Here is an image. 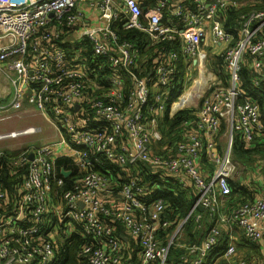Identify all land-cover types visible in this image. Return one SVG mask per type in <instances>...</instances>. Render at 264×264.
<instances>
[{
	"label": "built area",
	"instance_id": "built-area-1",
	"mask_svg": "<svg viewBox=\"0 0 264 264\" xmlns=\"http://www.w3.org/2000/svg\"><path fill=\"white\" fill-rule=\"evenodd\" d=\"M239 2L158 0L144 11L139 0H0V78L9 95L0 100V121L31 105L57 132L53 142H27L33 145L20 154L0 150V264H51L73 234L85 239L80 264H125L123 243L113 235L116 222L136 237L139 264H166L171 244L156 237L171 226L163 218L166 204L162 197H150L132 172L137 163L163 167L162 175L194 190L189 215L196 227L202 219L198 206L208 212L214 227L200 246L190 248V264L204 262L221 234L218 223L236 224L250 242L264 240V196L220 208L236 172L230 158L233 137L239 135L247 146L264 137L260 106L238 84L242 68L255 87L264 84V10L240 13L229 31L228 16ZM87 8L95 19L86 16ZM205 20L213 43L224 44L219 53L228 75L216 76L204 98L195 96L198 88L188 91L194 93L191 103L201 98L197 109L181 101L187 90L178 97L176 112L189 109L176 129L182 139L159 145L161 113L175 101L170 97L180 71L184 88L193 70L200 73L207 61L201 48ZM130 29L146 34L153 48L161 46L159 54L140 61L136 42L123 37ZM194 110L196 116L190 114ZM221 125L228 132L223 151L215 137ZM37 131L41 128L31 125L0 133V139ZM197 134L203 137L198 140ZM162 147L189 160L165 157ZM202 154L214 168H204L201 177L191 164L201 162ZM59 157L71 165L57 168ZM104 163L118 168L117 177L96 169ZM183 163L187 172L181 171ZM160 221L167 227L157 230ZM235 253L230 242L222 264H262L253 258L233 261Z\"/></svg>",
	"mask_w": 264,
	"mask_h": 264
},
{
	"label": "rangeland",
	"instance_id": "rangeland-1",
	"mask_svg": "<svg viewBox=\"0 0 264 264\" xmlns=\"http://www.w3.org/2000/svg\"><path fill=\"white\" fill-rule=\"evenodd\" d=\"M247 1L248 2H246V3H250V5H249L250 9L249 10H252V9L264 10V7H259V6H256L253 4V2H256V0H247ZM114 30L117 31V28H114ZM78 33H79V31L76 33V35ZM210 47H211V45L208 46V48H206L205 42L203 41V43L201 45L202 49H204L208 52ZM214 56L217 58V62H216V60L214 61V58H215ZM214 56L207 58V65L204 62V66L202 67L200 73L197 70H193L192 78L185 83L184 88L183 87L180 88V90H181L180 94L177 96L175 101L172 104H170V106H168L166 108V110L164 111L165 113L164 114L161 113V118H163L165 114H167V116L169 118H171L173 115H175L178 112V111L176 112L175 109L178 108L181 101L185 102L184 104L187 107L188 106H195V108L197 109V106L200 105L199 100L201 98H204L205 96H208L207 93L209 92L210 88H212L215 85L216 76H218V77L223 76L224 73L228 75L227 69L223 68V64L221 61V53H216V54H214ZM0 76H1V74H0ZM196 81H197V85L199 87L196 86ZM4 87H5V83L2 80V78H0V100H7L9 98V95L6 92H4ZM192 87L198 88V92L195 93L196 97H201L200 99H198V102L191 103L190 99L186 98L185 94H183V96H181V101H178V97L184 91L187 90L186 92H188ZM106 89L109 90L110 87L108 86ZM34 112H35V115H34ZM36 112H37V110L33 106L26 105L23 112H21L18 116L13 117V118L6 120V121H0V133L9 132L12 130H21V129H24V128L31 126V125L39 126L42 130L40 133H39V131H37L34 134H26V135L17 136L14 138L6 137L3 139H0V150L9 151L12 154H20L26 150L25 146L33 145V143H31V144L27 143V142H30V140H33V141L35 140V142H34L35 144H44V143H48V141L50 142L54 138L56 139L52 126L40 114H37ZM155 116H156V118L159 117V115H155ZM30 122H32V123H30ZM161 128H162V125L160 122V129ZM176 129H177V127L170 129L169 126L164 125L163 133L161 131V138H160L159 143H157V144H159V145H163V144L170 145L174 141L181 140L182 139L181 133H178L176 131ZM168 130H170L169 134H167ZM21 137H24V138H21ZM201 137H203L202 134H197L196 139L199 140ZM215 137L220 141L221 149L223 151V149L226 146L224 142L227 143V138H228L227 127L225 125H221L219 128V131L217 132ZM28 139H30V140H28ZM234 145H235V143H234ZM160 153H163V156H165V157L170 156V159H174V160H176V159H181L184 161L189 160L188 156L180 155V154H176V153H171L168 151V149H165L164 147H162V149L160 150ZM235 153H236L235 147H234V150L232 147V150L230 151V158H231V161L235 164V170H236V172L234 174V180H232V181L235 182V180H238V178H240V179L242 178L243 180H245L246 183L253 180V181H256L259 186H260V184H264V145H261L257 148H254V149H249L248 151L245 152V154H243V155L240 154L239 157ZM206 159H207V162L209 164L208 167H203V165L201 164L199 159L196 161L198 166L196 165L195 161H193L191 164L192 166H194L197 169V171L201 177L205 175V173H204L205 169H207V170L212 169L213 170V168H214L212 160H210L207 157H206ZM149 167H145L146 169L149 170V172L154 170V172L156 174H158V177H159V175L163 176L162 173L165 171L163 167H160V168L155 167V166H149ZM183 167H184V169L182 168L181 171L187 172L188 169L185 168V163H183ZM127 172L128 171H124L123 173H120L121 178L124 181L126 180ZM255 172L261 173L262 175L258 176L255 174ZM116 189H117V187H116ZM189 191H192V190L189 189ZM233 193H234V191L232 192L231 198H235ZM238 198H240V197H238ZM227 200H224L222 202V208H221L222 211H224L225 204L227 206L229 205V202ZM237 201L238 202L245 201V198H243L241 200H237ZM235 204L236 203H234V205ZM231 206H233V205H229L228 207H231ZM189 214H190V212H188V215ZM168 219H170V218L168 217ZM185 220H186V216L185 217L173 216V219H172L173 223L171 224V226L167 230L159 233V238H161L164 235V233H168L169 236H168V238L164 239L163 244L170 243L174 248L182 251V254L180 255V257L187 256V257H190V260H192L193 254L189 252L190 248L193 245L200 246L201 243L204 242L205 239L207 238V236L210 234V232L214 226L209 227V226H207V223L205 221H203V220L199 221L201 223L202 227L205 228L206 232H205L204 237L202 238L203 240L201 241V243H198L196 241L197 238L196 237L193 238L192 236L195 234L200 236V231H195L197 229H195L193 227L189 230H188V227L185 228L184 227ZM208 221L211 222L210 217L208 218ZM166 227L167 226L162 227V224L160 221L158 224L157 230L158 229L162 230L163 228H166ZM215 227H217L219 232H221L223 226H220V223H218L217 226H215ZM229 227L231 228L232 235L234 236V238L237 237L238 241H240V238H241L240 236L242 234L241 228H239L236 224H231V226H229ZM167 258H170L169 264H172V262L176 259L175 254L173 255L172 248L169 251ZM167 258H166V264H167ZM244 258L247 259L246 257H244ZM189 264H190V261H189ZM202 264H206V263L203 262Z\"/></svg>",
	"mask_w": 264,
	"mask_h": 264
},
{
	"label": "trees",
	"instance_id": "trees-1",
	"mask_svg": "<svg viewBox=\"0 0 264 264\" xmlns=\"http://www.w3.org/2000/svg\"><path fill=\"white\" fill-rule=\"evenodd\" d=\"M236 17V15L234 16ZM121 34V33H120ZM123 37L129 38L132 40H135L139 45H141V41L145 39V35L137 30V29H130L127 30L126 33L123 34ZM241 75V83L244 88V91L246 92L247 96L258 103L260 106V112L262 120H264V84L259 85L258 87H255L252 84L251 81V75L245 68H242L240 71ZM222 80H225V75L220 76ZM183 80V74L182 70L180 71L179 75V83L178 86L172 91L170 100H175L177 96L180 94L181 85ZM188 111L186 109L178 111L175 115H173L171 118L167 116V114L164 115V117L161 120V131L163 133L164 125L169 126L170 129L175 128L179 125V123L187 117ZM170 133V130L167 131V134ZM233 150L235 147L236 155L239 157L240 154H245L246 151L249 149L257 148L261 145H264V137L258 138L255 142H252L249 146L243 144L241 139L239 138V135H235L233 137ZM235 143V145H234ZM201 162L203 165L209 166L207 164V161L204 159V155H201ZM61 165H71V162L66 157H59L56 159V166L59 168ZM133 168V173H138V177L140 180L149 188L150 190V197L156 196V197H162L164 199V202L166 204V209L163 213V218H170L171 224L173 216L177 217H185L194 201V192H190L188 189H182L176 179L173 176H169L168 174H164L163 176L158 177V174L155 172H149L148 169L145 168V166H142L141 163L135 164V166L131 167ZM96 169L100 171H106V173H110L113 176H116L119 174L118 168L114 164L110 163H104V164H97ZM7 174L3 175V179L5 182H7ZM230 188L231 193L228 198V202H231V195L234 189L237 187L234 185V182L230 181ZM152 195V196H151ZM196 212H199L197 210ZM201 215V220L205 221L207 223V226H211L212 222L208 221V212L206 210L199 212ZM167 216V217H166ZM119 223V222H116ZM194 216L191 214L188 216L186 222L184 223V227H188V230L192 227L197 229L195 231H200V238H202L205 235V228L202 227L201 223L199 227H196ZM196 235V234H195ZM193 235V236H195ZM157 239H160L162 242H164V235L159 238V232L156 235ZM221 234L218 236L217 241L215 242L214 246L210 249L208 252L207 257L205 258L207 263L210 264L212 260L222 257L225 248L227 247L226 239L224 237H221ZM87 241V239H86ZM85 242V239L81 237L79 234H73L69 238L68 242H65L62 244L59 248V254L55 260L51 264H80V257L78 256L79 247L83 245ZM252 243V242H251ZM175 245V244H174ZM172 248L173 255L175 254V260L172 262V264H182L186 263L188 261V258H181L180 255L182 254V251L179 249L174 248L172 245L170 246L169 251ZM169 254V252H168ZM187 257V256H186ZM187 261H185V260ZM170 258H167V264H169ZM189 262V261H188Z\"/></svg>",
	"mask_w": 264,
	"mask_h": 264
},
{
	"label": "crops",
	"instance_id": "crops-1",
	"mask_svg": "<svg viewBox=\"0 0 264 264\" xmlns=\"http://www.w3.org/2000/svg\"><path fill=\"white\" fill-rule=\"evenodd\" d=\"M139 1L143 7V10L146 11V10L150 9L152 6H154L158 0H139ZM246 2H248V1L247 0H240L239 5L235 8L234 11H232L229 14L228 19H227V26H226L227 30L231 31L232 24L234 23V18H236L240 13H243V12L248 11L250 9V6H249L250 3H246ZM253 4L256 6H259V7H264V0H256V2H253ZM235 15H236V17H234ZM86 16L89 18V20H92V19L96 18L97 14L93 10H90L87 8ZM209 25H210V23L205 20L206 28L204 30V38L203 39H204L206 48H208V46L211 45L210 49L208 50V54H209L208 57H212V56H214V54L219 53V51L224 46V44L223 43H213V41H212L213 40L212 30H211ZM144 35H145V39H143L141 41V43H142L141 45H139L137 42L135 43L139 48L140 61H142V59L144 57L154 56L155 52H157L159 54L160 49H161V46H155V48H153V46H150L149 45V39H148L147 35L146 34H144ZM133 41L135 42V40H133ZM215 60L217 62L216 57L214 58V61ZM147 63L149 64L150 60H148ZM205 64L207 65V61ZM240 80H241V78H240ZM238 84H239V86L242 87V89H244L241 81ZM197 91H198V89H197ZM185 95H186V98L190 99L191 96L194 95V93L193 92H187ZM192 108H195V107L192 106ZM186 110L188 111L189 109H186ZM196 113H197V110H194L190 114L192 116H196L197 115ZM34 115H35V113H34ZM30 123H32V122H30ZM53 131H54L55 137L57 138V135H56L57 132L54 129H53ZM54 139H52L50 142H53ZM28 140H30V139H28ZM30 141H33V140H30ZM34 142H35V140H34ZM218 142H219V144H218L217 150L220 151V150H222L221 144H220L219 140H218ZM48 143H49V141H48ZM201 164H202V162H201ZM203 167H207V166L203 165ZM255 174L258 176L262 175L261 173H258V172H255ZM247 183L242 178L241 179L238 178V180H235L234 185L237 187L236 189L233 190L234 191L233 195L235 196V198H231V202L229 203V205L234 206V203H236V204L239 203L237 200H241L243 198H245V200H251V199H254V198L259 197V196H264V184H260V186H259L258 183L256 181H253V180L249 181ZM188 184H189V186L192 185L190 181H188ZM192 192H194V190H192ZM195 195L196 194L194 193L193 199H195ZM238 197H240V198H238ZM228 206L225 204L224 211H226L232 207V206L231 207H228ZM220 208H222V204H220ZM198 210H199V212L204 211L203 208L199 209V206H198ZM165 219H168V218H165ZM168 220H170V219H168ZM221 226H223L222 230H221V237H224V239L227 238L226 244L228 245L230 242H233L236 246V253L232 256L233 261H237L240 258L246 257V258H253V259L257 260L258 262L264 264V240H259L258 242H252L251 243L250 241L246 240L244 238V236L241 234L240 241H238V238L237 237L234 238V236L232 235L231 228L229 226H227L226 223L221 224ZM113 235L116 236L117 238H119L123 243L122 253H123L124 263L125 264H139L140 247H139L137 240L134 239L136 237L129 234L126 231L123 224H121V223H115L114 224ZM168 236H169L168 233H164L165 238H168ZM192 237L193 238L196 237L197 238L196 241L198 243H201L202 240L199 239L200 238L199 235H195ZM181 258H188V261H190V257L184 256ZM185 261H187V260H185ZM188 261L186 263H182V264H189ZM204 262L207 263L206 259L204 260ZM222 262H223V258L218 257V258L212 260V262L210 264H222Z\"/></svg>",
	"mask_w": 264,
	"mask_h": 264
},
{
	"label": "water",
	"instance_id": "water-1",
	"mask_svg": "<svg viewBox=\"0 0 264 264\" xmlns=\"http://www.w3.org/2000/svg\"><path fill=\"white\" fill-rule=\"evenodd\" d=\"M75 107L77 108L78 107V104L75 105ZM64 176H66L68 174V172L66 171H63L61 172ZM199 209H202V207L199 206Z\"/></svg>",
	"mask_w": 264,
	"mask_h": 264
},
{
	"label": "bare ground",
	"instance_id": "bare-ground-1",
	"mask_svg": "<svg viewBox=\"0 0 264 264\" xmlns=\"http://www.w3.org/2000/svg\"><path fill=\"white\" fill-rule=\"evenodd\" d=\"M201 75H202V74H201ZM201 79H202V78H201ZM205 79H206V78H205ZM197 81H198V80H197ZM197 81H196V86L199 87V86L197 85ZM197 92H198V91H197ZM175 106H176V105H175Z\"/></svg>",
	"mask_w": 264,
	"mask_h": 264
}]
</instances>
